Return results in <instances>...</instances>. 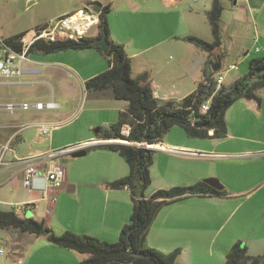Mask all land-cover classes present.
<instances>
[{
  "label": "crops",
  "instance_id": "1",
  "mask_svg": "<svg viewBox=\"0 0 264 264\" xmlns=\"http://www.w3.org/2000/svg\"><path fill=\"white\" fill-rule=\"evenodd\" d=\"M24 1L27 6L35 8L34 14L24 23H17L12 33L7 31L4 21L0 19L1 37H10L42 26L77 11L85 4L84 0H79L77 4L76 0H61L62 5L57 3V6L52 8L55 0H52V3L48 0ZM120 1L128 12L133 15L140 13L142 17L139 20L124 19L115 22L110 14L115 7H112L113 0H98L101 6L110 5L111 10L107 14L108 39L123 46L131 61L133 77L147 73L153 94L156 93L154 96L159 101H180L193 92L202 80L204 71H212L211 66L214 60L217 61V57L220 60L219 70L223 73L225 84L246 73L250 59L264 56V0H221L222 43L218 50L210 54L184 40L183 37L192 35L207 42L213 40L206 15L213 0H189L190 3L183 6H174L177 0L118 2ZM158 5L162 8H158ZM133 26L139 30L136 35L132 34ZM97 33L98 28L93 31L90 28L85 36L94 37ZM69 52H79L75 53L82 59V64L78 68L66 61L68 60L66 58L71 56L68 54H72ZM99 53L102 54L94 48L55 53L31 51L27 59L20 63L21 74L18 77H2L0 85L27 84L28 81L20 79L44 72L47 67H52L49 69L52 70V77L59 72L68 76L76 74L83 85L87 79L107 69V61L103 58L100 60ZM102 56L105 58L103 54ZM228 65H234V68L223 71ZM260 90L263 91L259 95ZM260 90L256 93L257 100L240 99L244 101L240 102L238 125L241 124V117L245 111L256 117L264 115V87ZM94 97L104 98L106 101H122L113 99L109 92H96ZM4 98H0V106L12 105V100ZM126 105L127 103L122 101L115 108L118 118L119 112L125 109ZM232 105L224 113L227 133L223 138L190 137L182 128L173 126L160 141L154 143L149 165L151 181L143 191L145 198L157 190H167L175 186L187 187L202 181V177L211 175L204 168V162L211 157L239 155L264 158V140L257 136L232 134L230 129L233 130L235 123L229 121L227 115ZM0 111V145L11 138L25 137L24 133L33 130L35 124H51L49 139L45 146L36 149L37 154L72 147L65 146L66 142L62 141L63 126L58 125L56 120L21 122L20 116L17 117L11 109L2 106ZM250 121L251 128L256 127ZM105 123L109 124H104L103 127L110 125L108 121ZM92 125V122L87 123L88 128ZM26 126L27 129H24ZM211 133L210 130L209 134ZM84 137V141L98 139L89 134ZM227 138L234 140L235 146L238 145L240 148L217 151L208 148L205 143L208 140L207 144L211 142L218 144ZM243 142L252 143V146H245ZM93 146L97 148L96 153L92 155L95 167L86 171L85 174L90 175V178L84 180L74 179L70 168L64 164V156L58 157L65 170V177L62 186L56 190L38 189L40 179L33 181L32 189L23 187L22 175L25 165L17 164L15 160L4 159L6 165L0 169V205L7 208L0 209L10 210L11 203L17 204V208L13 210L19 216H25L30 211H37L38 206L44 204L42 216L36 220H42L54 232L70 230L108 242L117 241L122 226L129 221L132 209L131 193L126 187L112 189L107 184L127 175L128 167L117 152ZM262 181L259 180L257 184L246 189H233L224 182L225 195L189 194L163 205L146 231L145 245L164 253L179 249L174 264H223L226 253L236 242L245 246L250 255L262 254L264 192L249 199L243 196L244 192L264 184ZM14 189L25 191L22 194L21 191L15 192ZM53 196L56 197L55 202L50 201ZM232 198L239 199H235L236 203H227L228 200H233ZM1 230L10 234L9 244L13 247L4 264H76L87 256L55 245L43 235L34 236L12 229ZM0 239L5 240V237L0 235Z\"/></svg>",
  "mask_w": 264,
  "mask_h": 264
},
{
  "label": "trees",
  "instance_id": "2",
  "mask_svg": "<svg viewBox=\"0 0 264 264\" xmlns=\"http://www.w3.org/2000/svg\"><path fill=\"white\" fill-rule=\"evenodd\" d=\"M222 9L221 0H213L206 14L213 37L211 42L192 35L183 37V39L209 54L218 50L222 43L220 24ZM109 11L110 5L101 6L98 13V33L94 37L82 36L76 40H40L30 49V52L55 53L94 48L105 56L107 69L87 79L83 87L88 91L109 92L113 99L125 101L127 105L119 112L116 123L108 127H98V132L94 133L96 138H126L133 142L155 143L160 141L173 126L182 128L190 137L223 138L227 133L225 110L238 99L257 100V91L264 87V56L250 59L246 73L230 83L223 84L212 96L208 110L205 112H200L199 108L208 98L209 92L202 89L200 82L193 92L184 96L180 101H159L153 94L147 73L133 77L131 61L123 46L108 39L107 14ZM24 33L20 32L7 37L5 42L18 49L17 41ZM103 35L108 41L105 51L93 45L95 39ZM210 73H212L211 70L204 71L203 77H207ZM124 123H129L131 126L127 137L120 134V127ZM210 130L211 134H209ZM96 146L117 152L123 157L128 167L127 175L107 184L112 189L126 187L131 193L132 209L129 221L122 226L118 241L108 242L70 230L56 233L42 220L19 216L13 209H0V229H12L34 236L43 235L55 245L87 255L76 264H174L179 249L164 253L144 243L146 231L155 215L163 205L189 194L225 195L223 186L216 189L204 181H198L187 187L175 186L167 190H157L145 198L143 191L151 181L149 165L152 159V149L120 143ZM85 150L87 152V148ZM223 264H264V252L260 255H250L245 246L236 242L226 253Z\"/></svg>",
  "mask_w": 264,
  "mask_h": 264
},
{
  "label": "rangeland",
  "instance_id": "3",
  "mask_svg": "<svg viewBox=\"0 0 264 264\" xmlns=\"http://www.w3.org/2000/svg\"><path fill=\"white\" fill-rule=\"evenodd\" d=\"M52 3V0H48ZM119 0H113L111 16L115 22L122 21L124 19L139 20L142 15L140 13L133 15L128 12L122 2ZM177 4L174 6H183L184 4H189V0H177ZM57 3L62 5L61 0H55L53 2L52 8L57 6ZM79 0H76V4ZM118 5L116 6V4ZM139 3V2H138ZM140 4V3H139ZM173 6V7H174ZM155 7V5H154ZM158 8H162L158 5ZM35 8L32 6H27L26 1L18 0L12 2L11 0H0V19L4 21L5 28L7 31L14 32L13 27L17 23H24L26 20L30 19L34 14ZM97 29V24L91 27V31ZM139 33L138 29L132 27V34L136 35ZM7 38V37H5ZM72 54L70 58H66L72 66L78 68L82 64V59L75 53L79 52H69ZM260 55V54H259ZM99 59L102 58L106 60L102 54H98ZM107 63V62H106ZM52 67H47L44 72H37V74L32 76L22 77L21 80L28 81L27 84L17 83L14 85H0V98L5 100H12V105L17 104H28L27 107H12L9 108L15 113L21 122L31 123L32 121H45V120H56L58 125L62 128L64 134L61 139L66 142L65 146H73L83 142L84 136L89 134L94 136V129L97 127H103L105 121L114 124L117 122L118 117L115 108L122 103V101L109 100L95 98L94 91L85 90L83 85L80 83L76 74L68 76L66 73L59 72L56 76H51ZM72 70V69H71ZM102 72V71H100ZM99 72V73H100ZM6 78V77H5ZM3 79L0 77V80ZM263 90H260L262 94ZM264 94V93H263ZM11 98V99H10ZM46 104L47 102H53L55 105L52 107H42L35 108L33 105L37 102ZM244 100H237L233 103L232 108L227 112L229 121L232 120L235 126L232 130V134L240 135L245 134L246 136L259 137L264 140V115L259 117L250 115L248 111L243 112L241 117V124L238 125L237 118L240 115L238 112L241 111L240 102ZM231 107V106H230ZM1 112V111H0ZM9 112V111H8ZM7 112V113H8ZM229 113V114H228ZM245 119V120H244ZM252 121L256 127L251 128L249 121ZM250 121V122H251ZM92 122V126L88 128L87 123ZM33 130H28L24 133L25 137L11 138L10 147L11 150L5 153V161L10 160H21V159H36L47 152L38 153L36 149L40 146H45L49 136L51 134H41L39 132V126H36ZM109 125V126H110ZM178 127V126H176ZM27 129V126L26 128ZM180 129V128H179ZM253 131L254 133H250ZM89 132V133H88ZM253 134V135H252ZM90 139V138H89ZM88 140V139H87ZM208 148H213L214 150H237L240 146H235L236 142L227 138L226 140L220 141L218 144L209 143L208 140L205 141ZM239 143V141H238ZM245 146H252V143L243 142ZM87 152L83 156L71 157L70 154H65L64 164L66 167L70 168L71 175L74 179L84 180L90 175L85 174L87 170H91L95 167L93 160V153H96L97 148L94 146H87ZM204 168L211 175L202 177V181L207 178H215L219 183L224 186V182L233 189H246L257 184L259 180L264 182V158H258L257 156H215L211 157L208 161L204 162ZM207 174V173H205ZM213 174V175H212ZM181 187V186H178ZM24 193V189L15 190ZM248 192H251L248 194ZM264 192V184L258 185L249 191L243 193L244 197L249 199L251 196L259 195ZM248 194V195H247ZM228 200L227 203H236L235 199ZM232 201V202H231ZM0 208H7L5 205H0ZM44 204H40L37 211H30L25 215L27 218H40L44 211ZM0 235L5 237V240L0 239V264H4L8 260L13 247L9 244V235L5 230L0 229ZM8 237V238H7ZM119 239V238H118ZM117 239V241H118ZM116 242V241H114Z\"/></svg>",
  "mask_w": 264,
  "mask_h": 264
},
{
  "label": "built area",
  "instance_id": "4",
  "mask_svg": "<svg viewBox=\"0 0 264 264\" xmlns=\"http://www.w3.org/2000/svg\"><path fill=\"white\" fill-rule=\"evenodd\" d=\"M85 4L77 11L67 14L65 16L56 18L48 23L29 29L20 37L18 42V49L13 45L7 44L5 38L0 36V77H18L21 74L20 63L27 59L30 49L40 40L45 41H58L64 39H78L88 32V30L96 25L98 22V13L94 12L91 8L93 3L98 0H84ZM258 48H256V51ZM234 68V65H228L223 71ZM223 73L222 71H212L207 77H203L200 81L201 87L205 92H209L208 98L201 104L200 112L208 110L209 102L212 96L223 86ZM156 94V93H154ZM7 108H12L13 105L7 104ZM55 104L48 102L43 104L41 102L35 103V108L52 107ZM28 104H23L22 107H27ZM39 132L41 134H48L52 128L51 124H38ZM130 124L124 123L120 127V134L124 137L129 135ZM107 141V142H105ZM10 139L4 144L0 145V169L6 165L4 161L5 153L11 150ZM105 142V143H103ZM120 143L126 145L140 146L145 149H152L154 143L149 142H133L126 138L118 139H105L98 138L88 141H83L77 145L66 149H59L50 151L36 159H21L15 160V163L25 165L22 175V185L27 189L34 188L33 181L40 179L41 183L38 189L42 191L59 189L64 181L65 170L62 163L58 160L61 155L70 153V151L85 149L87 146L97 144ZM51 202L56 201V197L50 198ZM12 209L17 208V204H10Z\"/></svg>",
  "mask_w": 264,
  "mask_h": 264
},
{
  "label": "water",
  "instance_id": "5",
  "mask_svg": "<svg viewBox=\"0 0 264 264\" xmlns=\"http://www.w3.org/2000/svg\"><path fill=\"white\" fill-rule=\"evenodd\" d=\"M91 8L94 12L99 13L101 10V5L100 3L96 2L93 3L91 5ZM93 45L96 47H99L101 51H105L108 47V41L105 35L95 39V41L93 42ZM212 71H218L220 68V60L219 57H217V61L211 66ZM3 107H8V105H2ZM0 106V107H2ZM98 127L94 129V133L98 132ZM107 142V141H105ZM103 142V143H105ZM86 154V150L85 149H80V150H75V151H70V156L71 157H79V156H83ZM206 184H208L211 187H214L216 189H220L221 188V184L219 183V181L215 178H207L203 180Z\"/></svg>",
  "mask_w": 264,
  "mask_h": 264
}]
</instances>
